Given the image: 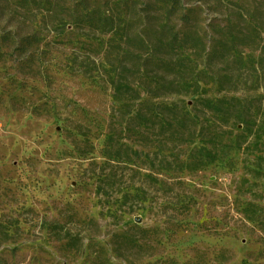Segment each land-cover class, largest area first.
Here are the masks:
<instances>
[{"label": "rangeland", "instance_id": "1", "mask_svg": "<svg viewBox=\"0 0 264 264\" xmlns=\"http://www.w3.org/2000/svg\"><path fill=\"white\" fill-rule=\"evenodd\" d=\"M5 35L0 264H264V0H0Z\"/></svg>", "mask_w": 264, "mask_h": 264}, {"label": "trees", "instance_id": "2", "mask_svg": "<svg viewBox=\"0 0 264 264\" xmlns=\"http://www.w3.org/2000/svg\"><path fill=\"white\" fill-rule=\"evenodd\" d=\"M92 12H89L88 15H91ZM36 37L32 35H28L26 37L21 38L20 40H17L16 38H11L10 36H3L0 38V50H2V44L4 43H10L11 41L14 42L18 47H23L24 45H34ZM9 41V42H8ZM180 42V36H173L166 42V46L168 49L174 50L173 55L176 56L178 55V52H175L176 50V44ZM153 53V52H152ZM149 54L148 55V60H155L156 65H159L161 63H170L174 62L172 59L173 57H170L168 59L165 58H156L155 53L154 54ZM152 55V56H151ZM150 56V57H149ZM127 89L129 91H132L135 95L134 96H129V94L126 98H123V102L126 105H133L135 103L137 104V112H136V117L135 120H140V118L143 116V112L147 109L152 112V116H162L163 112L160 110L161 103L157 102L156 100L159 98H162L161 92H163L164 88L160 87L158 83H152V82H139L136 85L132 86H127ZM123 90L121 89L120 86H115V92L118 94L121 93L123 95L124 93L122 92ZM125 95V94H124ZM145 96V97H144ZM171 104H166L165 109H168Z\"/></svg>", "mask_w": 264, "mask_h": 264}]
</instances>
